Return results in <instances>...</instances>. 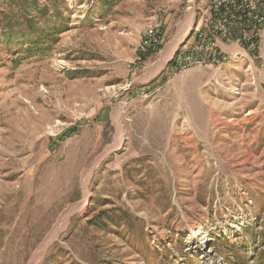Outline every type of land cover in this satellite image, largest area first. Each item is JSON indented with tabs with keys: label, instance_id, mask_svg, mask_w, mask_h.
<instances>
[{
	"label": "rangeland",
	"instance_id": "1",
	"mask_svg": "<svg viewBox=\"0 0 264 264\" xmlns=\"http://www.w3.org/2000/svg\"><path fill=\"white\" fill-rule=\"evenodd\" d=\"M209 12L0 0V264H264V28L173 71Z\"/></svg>",
	"mask_w": 264,
	"mask_h": 264
},
{
	"label": "built area",
	"instance_id": "2",
	"mask_svg": "<svg viewBox=\"0 0 264 264\" xmlns=\"http://www.w3.org/2000/svg\"><path fill=\"white\" fill-rule=\"evenodd\" d=\"M264 28V0H210V12L196 26L189 41L173 58V71L183 72L191 67L219 66L226 42L249 50L259 47ZM163 33L158 26H149L139 42V51L158 49Z\"/></svg>",
	"mask_w": 264,
	"mask_h": 264
},
{
	"label": "bare ground",
	"instance_id": "3",
	"mask_svg": "<svg viewBox=\"0 0 264 264\" xmlns=\"http://www.w3.org/2000/svg\"><path fill=\"white\" fill-rule=\"evenodd\" d=\"M193 20H194V14H193V12H190V14L188 15V20H187V23L188 24L185 25V28L183 29L182 34H180L178 36L180 38L177 39L176 43L174 42L165 52H163L161 59L158 61V63L156 64V66H153V68H154V70H153L154 73L153 74H155L156 72H158L165 65L166 61L171 57V55L173 54V52L176 49L177 45L182 41L183 38H185L189 34V28L188 27L190 26L191 22H193ZM153 68H151V70H150L151 72H152V69ZM151 72L149 73V75L152 74ZM66 219H67V217L65 216L62 219L60 226L55 229V231L52 233V235H50V238H51V236L52 237H55L57 235V233L59 232L58 230L61 228L62 224L65 223ZM39 253L37 254V256H35V259L33 260V262L31 264H35L36 263L37 258L39 256Z\"/></svg>",
	"mask_w": 264,
	"mask_h": 264
},
{
	"label": "crops",
	"instance_id": "4",
	"mask_svg": "<svg viewBox=\"0 0 264 264\" xmlns=\"http://www.w3.org/2000/svg\"><path fill=\"white\" fill-rule=\"evenodd\" d=\"M163 40H164V37H163ZM224 49L228 52H230V47L229 45H227V43L224 45Z\"/></svg>",
	"mask_w": 264,
	"mask_h": 264
}]
</instances>
